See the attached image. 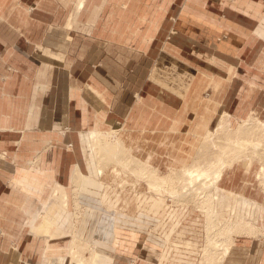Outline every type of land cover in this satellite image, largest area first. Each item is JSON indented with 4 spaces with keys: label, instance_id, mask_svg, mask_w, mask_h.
<instances>
[{
    "label": "rangeland",
    "instance_id": "obj_1",
    "mask_svg": "<svg viewBox=\"0 0 264 264\" xmlns=\"http://www.w3.org/2000/svg\"><path fill=\"white\" fill-rule=\"evenodd\" d=\"M173 1L174 5L164 7L167 16L164 22L142 26L141 31L155 37L146 40V55L139 60L144 66L133 84L136 102L146 93L149 96L147 107L152 110L156 97L162 102V144L156 145L155 135L150 132L143 133V137L140 132H134L129 138L123 130H116H119L118 138L132 150L134 157L148 162L165 177L167 192L154 193L144 178L137 177L133 169L127 171L121 167L116 158L101 160L105 168L102 178L84 180V183L93 181L95 188L102 191L101 195L79 190L73 178L75 165L80 163L84 174L92 172L85 135L72 134L68 138L72 131L69 127L44 135H37L39 131L29 135L19 131L20 137H17L21 142L37 150L35 158L26 163L37 175L29 179L0 178V211H3L0 213V264H77L71 261L74 237L78 238L74 243L81 244L79 252L84 258H91L94 253L92 264H204L207 216L198 203L177 195L182 183L177 182L179 179L172 171L192 164L207 133L214 130L225 115L230 116L233 131L252 113L264 122V0ZM46 7L21 5L20 14L44 16L48 13L51 16L50 10L43 12ZM36 20L28 23L20 20L31 40L21 35L20 41L13 44L20 48L19 55L8 52L0 55V62L4 64V70L0 71L3 89L23 92L29 75L34 79L39 75V70H29L28 66L45 62L44 57H50L53 63L55 58H61L38 56L34 49L27 50L26 45L31 46L29 41L36 44L44 28L49 26ZM133 26V30H140V23ZM11 79L15 80L14 85ZM4 96L6 98L5 93ZM218 142L224 145L226 139ZM230 150L226 149L227 155H232ZM44 152L47 153L40 162ZM217 152L222 154L220 149ZM216 153L210 155L216 157ZM0 158L16 164L15 156L7 151H0ZM247 161H238L234 167L226 169L220 187L248 201L240 208L243 211L240 218L244 216L256 222V228L246 232L236 225L239 221L229 213L228 207L234 202L227 198L228 194L219 200L215 198L216 224L217 228H222L216 236L218 243L222 236H231V245L237 236L264 240V182L257 174L261 163L254 156L247 168ZM105 162L108 163L105 165ZM77 181L82 183V178ZM57 185L62 186L68 196V206L61 218L64 234L57 230L53 233V236L62 235L60 239L45 236L42 227L49 206H56L58 210L60 205ZM173 189L178 193H171ZM52 219L56 224L59 215L54 212ZM47 240L48 247L43 246ZM134 255H137L135 259L131 257ZM109 256L112 263L97 261L107 260Z\"/></svg>",
    "mask_w": 264,
    "mask_h": 264
},
{
    "label": "crops",
    "instance_id": "obj_2",
    "mask_svg": "<svg viewBox=\"0 0 264 264\" xmlns=\"http://www.w3.org/2000/svg\"><path fill=\"white\" fill-rule=\"evenodd\" d=\"M79 2L80 0H0V55L7 52L19 55L20 48L14 47L13 44H16L18 39L20 41L21 35L29 39V34L21 26L20 20L28 23L37 18V22L49 23V26L44 28L41 39L36 44L29 41L31 39L28 40L31 46L26 45L27 50L34 49L38 56H61L60 59L55 58L54 63L50 57H44L45 62L28 66L29 70H39V75L34 79L29 73L32 76L29 75L26 79L23 92L3 89L0 86V151H7L16 158V164L0 158V178H36L37 171L26 163L35 158L37 150L34 146L21 142L18 138L19 131L28 132V135L39 131L37 135H44L69 127L72 130L67 136L69 138L72 134H79L81 137L85 133L102 132L110 128L116 134L123 130V133L129 134V138H132L134 132H140L142 137L143 133L150 132L155 135V144H162V102L156 97V105L152 110L147 107V93L136 102L133 84L138 80V76H141L140 72L144 66L139 60L142 55H146V40L155 37L141 31L144 30L142 26L146 23L155 26L156 23L164 22L167 18L164 7L174 5V1L84 0L82 8L78 9ZM21 5L34 8L37 5L50 6L44 8L43 12L50 10L51 16L47 15L48 13L44 16H21ZM139 23L140 30H133V24ZM9 44L13 47L10 48ZM131 55L138 59L132 58ZM3 70L4 64L0 62V71ZM11 81L14 85L15 80ZM4 93L6 98H3ZM117 129L119 130L116 131ZM8 138H11V141ZM145 145L148 146L149 142H145ZM126 149L131 154L132 150ZM45 153L47 152L42 154L40 162L43 161ZM142 162L149 165L146 161ZM185 166L187 165L183 167ZM75 168L77 174L79 173L76 178H82V183L76 180L80 190L101 195L102 191L95 188L93 181L84 183L85 178L90 177L81 171L80 163H77ZM222 180L214 189V201L228 194L227 198H232L234 202L232 207H228L230 215H235L238 221L246 220L254 225L256 222L248 221L243 215L240 218L243 212L240 208L248 201L239 194L220 187ZM65 209L61 204L58 205V210L56 206H49L42 223L45 236L59 239L62 237L64 233L61 231V218ZM2 212L1 209L0 213L3 214ZM54 212L59 215L56 224L52 219ZM32 221L31 224L35 227L36 216ZM28 224L30 225V222ZM51 229L53 231L50 232ZM56 230L62 235L53 236ZM27 243L28 246L31 245L30 242ZM48 245L47 240L43 246ZM92 256L93 259L94 253ZM131 257L135 259L137 255ZM139 257H142L141 253ZM97 261L112 263L113 259L109 256L107 260ZM224 264H264V240L237 236Z\"/></svg>",
    "mask_w": 264,
    "mask_h": 264
},
{
    "label": "bare ground",
    "instance_id": "obj_3",
    "mask_svg": "<svg viewBox=\"0 0 264 264\" xmlns=\"http://www.w3.org/2000/svg\"><path fill=\"white\" fill-rule=\"evenodd\" d=\"M83 3L84 0H80L77 8H82ZM230 121V116L228 114L225 115L220 120L217 127L211 132L207 133L203 143L201 144V147H199L197 156L195 157L192 164L187 165L180 170L172 171V174L179 179L177 182L182 183V186H179L181 188L178 191L180 194H177L178 192L174 191V189L170 192L173 194H177L178 196L183 197L187 200H191L198 203L200 209H202V211L205 212L207 216L205 237L206 245L202 257L204 264L224 263V258L229 253L231 246V236H222L223 239L221 240V243H218L219 239L216 240V236L218 233H221L220 230L222 228H217V213L214 210L213 197L214 189L222 180L226 169L233 167L234 164L242 160H248L246 162V166L247 168H249L251 166L250 162H252V157L255 156V158L258 159V161L261 163V167L257 172L258 178L262 179V183L264 182V122L252 113L249 116L248 120L241 121L236 130L233 131L231 129ZM85 138L90 151V168H92V172H90L89 175L86 174L88 177H90L89 179L97 180L99 178H102V175L105 172V168L103 164H101V160L103 158H107L108 160L110 158H116L120 160L119 164L121 165V167L124 166L126 170L129 168V171L133 169V172L137 175V177H141V179L144 178V180L148 182L150 188L154 190V193L156 192L160 195L164 191L167 192L165 188V186L167 185V181L164 179L165 177H162L154 168L150 167L149 165L143 163L141 160L132 156L130 152L124 147V144L118 138L115 131L85 133ZM222 138L226 139V144L224 145L218 142ZM227 148H230L233 151L232 155H227V152H229H226ZM215 149L216 151L217 149H220V152L222 154H219L218 152L216 153V151L214 152ZM119 152H121L122 154H119ZM211 152L216 153V157H212L210 155ZM108 162H105V165ZM80 173L83 175L81 171ZM116 173L117 176H120L121 174L118 171H116ZM76 174L77 172L75 170V177L73 178L75 179L74 181L77 184L76 180L78 178H76ZM77 175H79V173ZM77 187V189L80 190V185L77 184ZM58 191L60 193L59 199L61 206L67 208V193L63 190V187L60 185H57L56 187V193ZM183 198L181 199L184 200ZM237 224H239V226H241V228L244 229L246 232L250 230L252 231L256 228L253 224L247 222L246 220H239L236 225ZM235 232H237V230H235ZM77 240L78 239L74 237L72 241V263L92 264V257L84 258V256L80 254L79 249L81 244L74 243Z\"/></svg>",
    "mask_w": 264,
    "mask_h": 264
}]
</instances>
